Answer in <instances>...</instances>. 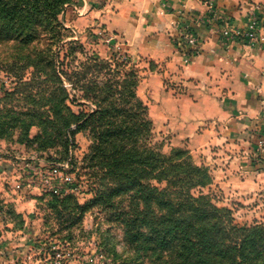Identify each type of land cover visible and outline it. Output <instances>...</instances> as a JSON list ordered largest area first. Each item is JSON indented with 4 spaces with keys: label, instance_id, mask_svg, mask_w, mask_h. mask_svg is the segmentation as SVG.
Wrapping results in <instances>:
<instances>
[{
    "label": "trees",
    "instance_id": "trees-1",
    "mask_svg": "<svg viewBox=\"0 0 264 264\" xmlns=\"http://www.w3.org/2000/svg\"><path fill=\"white\" fill-rule=\"evenodd\" d=\"M71 2L0 0V44L19 49L8 67L32 69L25 82L16 74L25 99L36 104L34 84L41 97L52 96L61 136L90 129V160L102 172L99 189L133 188L121 216L128 243L145 258L151 253V264H264V225L234 224L231 212L203 192L210 178L183 150L166 156L146 145L152 121L138 97L134 68L119 58L89 55L75 42L61 43L65 28L56 17ZM84 102L89 112L76 115L68 107Z\"/></svg>",
    "mask_w": 264,
    "mask_h": 264
},
{
    "label": "rangeland",
    "instance_id": "rangeland-1",
    "mask_svg": "<svg viewBox=\"0 0 264 264\" xmlns=\"http://www.w3.org/2000/svg\"><path fill=\"white\" fill-rule=\"evenodd\" d=\"M201 1L206 7V17H211L212 27L223 39L221 30L233 27L228 20L225 23L215 15L212 0ZM253 4L258 10L259 5L264 7V0ZM63 13L56 20L65 28L61 31L64 47L75 42L89 55L119 58L128 63L139 75L137 94L148 108L144 81L154 66L129 55L115 34L101 28L77 32L65 27ZM252 16L258 19L259 26V16L253 13ZM185 18L188 22L176 24L171 38L184 59L192 49L185 35L196 36L201 50L195 24L199 20L204 28L210 25L202 18L194 19L190 13ZM18 51L11 45L0 44V264H151V253L145 258L143 251L140 254L128 243L127 227L121 217L128 210L133 188L107 193L99 189L102 172L90 160L94 142L90 129L61 136L52 96L41 97L37 84L32 90L36 104L25 99L26 88L18 86L16 76L21 70L7 66L10 56ZM31 71V68L22 69L23 82L28 81ZM165 85L168 90L173 89L170 83ZM68 107L76 115L92 109L85 102L68 103ZM30 123L32 126L24 131ZM70 130L74 131V126ZM46 132L51 136L47 137ZM166 141L165 136L154 130L152 122L146 145L169 156L176 148L168 150ZM179 149L207 173L210 184L203 192L214 198L217 207L231 212L234 224L264 225L263 192L246 196L223 193L214 187L210 167L197 163L186 148Z\"/></svg>",
    "mask_w": 264,
    "mask_h": 264
},
{
    "label": "crops",
    "instance_id": "crops-1",
    "mask_svg": "<svg viewBox=\"0 0 264 264\" xmlns=\"http://www.w3.org/2000/svg\"><path fill=\"white\" fill-rule=\"evenodd\" d=\"M212 1L215 15L233 28L257 14V45L225 44L201 0H72L62 19L77 32L115 34L129 55L154 66L144 81L148 110L168 150L186 148L210 167L223 193H264V149L257 147L264 136V7L253 4L262 0ZM188 13L210 25L197 20L200 54L185 60L171 38Z\"/></svg>",
    "mask_w": 264,
    "mask_h": 264
},
{
    "label": "built area",
    "instance_id": "built-area-1",
    "mask_svg": "<svg viewBox=\"0 0 264 264\" xmlns=\"http://www.w3.org/2000/svg\"><path fill=\"white\" fill-rule=\"evenodd\" d=\"M258 29V19L252 16L249 18L245 28L237 29L224 27L221 30V35L226 43L241 41L247 45L256 46L259 42ZM185 38H187V43L192 47V49L185 56V60H188L194 56L199 55L200 46L196 36H194L193 34L185 35ZM257 147L261 150L264 149V136H262L258 140ZM53 173H57V170H53Z\"/></svg>",
    "mask_w": 264,
    "mask_h": 264
}]
</instances>
